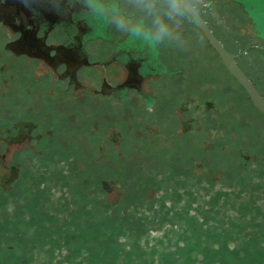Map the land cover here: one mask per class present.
<instances>
[{"label":"rangeland","instance_id":"rangeland-1","mask_svg":"<svg viewBox=\"0 0 264 264\" xmlns=\"http://www.w3.org/2000/svg\"><path fill=\"white\" fill-rule=\"evenodd\" d=\"M256 2L210 0L203 19L264 98ZM184 39L156 50L145 102L54 96L39 64L15 60L11 82L36 84L47 128L16 119L8 143L26 102L0 103V264H264V118L194 25ZM79 74L97 88L98 70Z\"/></svg>","mask_w":264,"mask_h":264},{"label":"flooded vegetation","instance_id":"flooded-vegetation-1","mask_svg":"<svg viewBox=\"0 0 264 264\" xmlns=\"http://www.w3.org/2000/svg\"><path fill=\"white\" fill-rule=\"evenodd\" d=\"M257 3L264 8V0H257ZM28 15L27 10L18 3V0H0V36L5 38L0 50V103H4L9 94L12 95L11 104L12 102L14 104L15 98L16 100L21 99L22 103L26 102V108L23 111H16L13 108L15 104L11 105V130L13 129V132L11 131V137L6 138L8 143L16 142L17 137L14 136V129L17 127L16 119H22L21 122L29 132L32 130V133L39 126L40 131L47 128L46 116H44L46 115L45 101L37 92L39 88L35 87L36 84L29 85L27 73L24 74L22 70L20 74L25 78L23 85L11 82L14 79L11 74L16 71L12 68L15 60L26 61L27 66H32L33 63L39 64L43 69L42 74L49 76L54 84L52 89L54 96L68 91L71 94L77 91H88L93 96L101 98H110L116 94L117 99L121 100L128 92H132L141 97L143 102L149 100L148 96L142 94L141 88L145 79L158 76L157 69L152 62L156 51L149 50L142 41H136L139 52H127L122 50L121 45L128 38L112 29H107L102 35L84 26L82 22L71 27V21L65 29L54 16H49L47 21L37 23ZM204 22L213 34L210 26L205 20ZM213 36L216 38L214 34ZM216 40L221 44L217 38ZM94 42L106 45L108 49L105 52L103 49L104 55H101L102 50L100 49L92 53L88 46ZM253 48L256 47H249V49ZM230 54L234 56V61L238 66L236 62L238 54L232 52ZM24 69L27 70L28 67ZM82 69L99 71V79L96 81L97 88H92V83H86L80 77L79 72ZM21 87L22 96L19 95ZM3 112L6 113L4 110ZM37 116L39 121L36 120ZM34 137L37 138L36 135ZM3 157V154H0V164ZM9 169L12 179L17 169L12 164L8 166Z\"/></svg>","mask_w":264,"mask_h":264},{"label":"clouds","instance_id":"clouds-1","mask_svg":"<svg viewBox=\"0 0 264 264\" xmlns=\"http://www.w3.org/2000/svg\"><path fill=\"white\" fill-rule=\"evenodd\" d=\"M37 23L57 18L66 29L79 23L105 34L107 29L127 37L121 48L139 52L136 41L156 51L162 46H183L184 33L193 25L212 39L204 19L210 14V0H18ZM215 19L214 10L211 12ZM28 19V17L26 18Z\"/></svg>","mask_w":264,"mask_h":264},{"label":"water","instance_id":"water-1","mask_svg":"<svg viewBox=\"0 0 264 264\" xmlns=\"http://www.w3.org/2000/svg\"><path fill=\"white\" fill-rule=\"evenodd\" d=\"M194 26L199 30L198 25ZM208 32L211 34L212 39H209V37L207 35H204L202 32L200 33L202 34L206 42L209 44V46L212 48V50L216 53L226 72L235 80V82L244 91L253 108L264 118V99L257 92V90L251 84L249 79L244 75L242 70L236 65L234 61V56L223 48V46L216 40V38L213 36L209 29Z\"/></svg>","mask_w":264,"mask_h":264},{"label":"trees","instance_id":"trees-1","mask_svg":"<svg viewBox=\"0 0 264 264\" xmlns=\"http://www.w3.org/2000/svg\"><path fill=\"white\" fill-rule=\"evenodd\" d=\"M243 72V71H242ZM245 75V74H244ZM246 76V75H245ZM247 77V76H246ZM248 78V77H247ZM249 79V78H248ZM250 80V79H249ZM251 84L254 86L255 88V85L253 84V82L250 80ZM256 89V88H255ZM257 90V89H256ZM244 92V91H243ZM258 92V91H257ZM259 93V92H258ZM260 94V93H259ZM261 95V94H260ZM262 96V95H261ZM263 98V97H262ZM264 99V98H263ZM249 100V99H248ZM262 116V115H261ZM263 117V116H262Z\"/></svg>","mask_w":264,"mask_h":264}]
</instances>
